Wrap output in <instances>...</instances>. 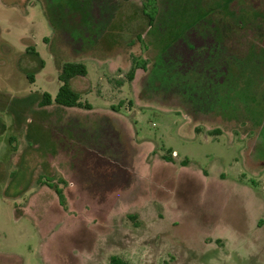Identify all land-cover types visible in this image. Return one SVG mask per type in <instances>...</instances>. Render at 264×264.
Masks as SVG:
<instances>
[{
  "label": "rangeland",
  "instance_id": "rangeland-1",
  "mask_svg": "<svg viewBox=\"0 0 264 264\" xmlns=\"http://www.w3.org/2000/svg\"><path fill=\"white\" fill-rule=\"evenodd\" d=\"M257 1L0 0V264H264Z\"/></svg>",
  "mask_w": 264,
  "mask_h": 264
},
{
  "label": "trees",
  "instance_id": "trees-1",
  "mask_svg": "<svg viewBox=\"0 0 264 264\" xmlns=\"http://www.w3.org/2000/svg\"><path fill=\"white\" fill-rule=\"evenodd\" d=\"M228 2H229V0H218L217 4H218L219 7H217V8H222V6L226 7ZM257 3L259 4L260 1H257ZM258 4L253 3V6H252L253 15H252V19L251 20L250 19L247 20V19L243 18V16H241V15H236V18L234 19L232 16H230V13H231L230 11L225 10V12H224L223 9H219V10H221L223 12L221 15H219L220 23H221V24H219L220 25L219 34H221V36L230 35L231 34V28H232L231 25H232L233 28L235 29V31H239L238 33L243 31L244 29H247L249 33H248V35H246V37L251 35L250 34V30H254L256 32V29H257L258 30L257 34L254 37H257L256 40H258V38H261V36H262L261 33L264 34V16L262 15V11L259 8ZM259 5H264V4L262 3V4H259ZM144 7H145V5H144ZM209 12L212 13V9ZM148 14H149L148 15L149 18H152L151 14L150 13H148ZM205 14L208 15L209 13L206 12ZM259 19H261L262 21L261 20L259 21ZM229 23L230 24L232 23V24L229 26ZM249 37H252V36H249ZM256 43H258V42L256 41ZM263 47H264V45H263ZM253 52L254 51L251 50V53H253ZM32 53H35V52L32 51ZM262 53H264V50H263ZM254 54H256L255 55L256 59L249 60V62H250L249 65H250V67L254 66L253 67L254 69H259V66L263 64L262 60H261V53H260V58L258 56L259 53H255L254 52ZM163 57L164 58H161V59L159 58V60H158V64L157 65H159V64L161 65L160 69H163L165 64H167L166 60L168 58L165 55ZM170 60L171 61H169V62L176 61V60H173V59H170ZM251 62H252V66H251ZM137 63H138V65H136V67H144L143 66L144 61H138ZM254 69L251 68L252 71ZM85 74H86V68H85V65L82 62H79V61H64V62H62L60 64V71H59V74H58V78L60 80V87L58 88V91H57V93H56V95L54 97V100L51 99L49 93L43 92L41 94V97H40L39 101H38L39 105L43 106V105H48V104H51V103L54 102V103H57V104L62 105V106H69V107H71V106H79V107L90 108L91 106L89 104H87V103L83 104L79 100V93L70 85L71 78H73L75 76H83ZM225 75H227V74H225ZM209 81L211 82L212 85H216V83H215L216 79L215 78L211 79V76H210ZM228 84H230V82H228ZM213 88L215 90L216 89H220L221 85H219V87H213ZM221 89L223 91V90L228 89V88L224 87V88H221ZM230 91H231V89L227 90V92H226L227 95H228V93ZM247 93L251 94L252 92H250V90L248 89ZM191 96H193V93H191ZM251 98H252V96H251ZM221 106H223V105H221ZM46 184L54 188V190H55V192H56V194H57V196L59 198V203L64 206L65 205L64 201H63L64 200V194H63L62 189L57 184L52 183V182H47L46 181ZM110 264H130V263L127 260H125L122 257H120V256L111 255L110 256Z\"/></svg>",
  "mask_w": 264,
  "mask_h": 264
}]
</instances>
